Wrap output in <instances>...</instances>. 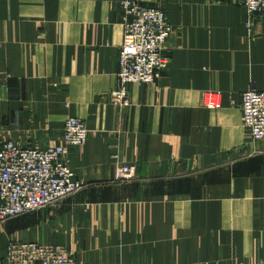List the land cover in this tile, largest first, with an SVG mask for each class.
Masks as SVG:
<instances>
[{"label": "crops", "instance_id": "1", "mask_svg": "<svg viewBox=\"0 0 264 264\" xmlns=\"http://www.w3.org/2000/svg\"><path fill=\"white\" fill-rule=\"evenodd\" d=\"M121 1L0 0V147H54L68 118L89 130L67 150L82 190L0 225V264L12 241L76 264H264V143L239 108L264 91V14L247 28L242 0H131L167 14L169 64L115 108Z\"/></svg>", "mask_w": 264, "mask_h": 264}, {"label": "built area", "instance_id": "2", "mask_svg": "<svg viewBox=\"0 0 264 264\" xmlns=\"http://www.w3.org/2000/svg\"><path fill=\"white\" fill-rule=\"evenodd\" d=\"M247 28L264 14V0H242ZM122 42L117 60L119 87L106 100L115 108L129 105V85L153 84L167 70L165 53L172 26L160 8L139 1L122 0ZM203 104L208 109L220 106L219 92H208ZM239 108L247 138L264 143V91L249 89L240 95ZM89 130L80 118H68L62 129L61 142L38 150L8 141L0 147V225L28 212L55 207L60 201L82 190L73 178L67 150L86 143ZM133 167L118 165L114 181L129 182ZM7 264H76L64 248L37 243H8Z\"/></svg>", "mask_w": 264, "mask_h": 264}, {"label": "rangeland", "instance_id": "3", "mask_svg": "<svg viewBox=\"0 0 264 264\" xmlns=\"http://www.w3.org/2000/svg\"><path fill=\"white\" fill-rule=\"evenodd\" d=\"M121 42H122V40H121ZM133 176H134V174H133ZM72 196V195H71ZM46 209V208H45ZM40 210H44V209H39V210H35V211H31V212H36V211H40ZM31 212H28V213H31ZM28 213H26V214H24V215H21V216H18V217H22V216H25V215H27ZM18 217H15V218H18ZM15 218H12V219H15ZM11 219V220H12ZM10 220V219H9ZM8 221V220H7ZM6 221V222H7ZM5 223V222H4ZM3 223V224H4ZM2 225V224H1ZM9 243H36V242H23V241H18V242H16V241H12V242H9ZM37 244H39V245H47V246H53V247H60L61 248V246H55V245H50V244H40V243H37ZM62 248H64V247H62ZM64 249H66V248H64ZM67 250V249H66ZM68 251V250H67ZM69 252V251H68ZM73 256V255H72Z\"/></svg>", "mask_w": 264, "mask_h": 264}]
</instances>
